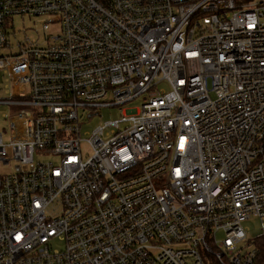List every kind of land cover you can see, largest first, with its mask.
Listing matches in <instances>:
<instances>
[{
    "label": "built area",
    "instance_id": "2783aa9c",
    "mask_svg": "<svg viewBox=\"0 0 264 264\" xmlns=\"http://www.w3.org/2000/svg\"><path fill=\"white\" fill-rule=\"evenodd\" d=\"M0 76V264H264V0H0Z\"/></svg>",
    "mask_w": 264,
    "mask_h": 264
},
{
    "label": "rangeland",
    "instance_id": "374dc122",
    "mask_svg": "<svg viewBox=\"0 0 264 264\" xmlns=\"http://www.w3.org/2000/svg\"><path fill=\"white\" fill-rule=\"evenodd\" d=\"M37 20L38 18L21 19L20 17L14 19V28L16 31H18L16 38L18 40H22L24 38V34L22 32H19L23 28H32L33 30L40 29L41 28L40 24L33 23ZM26 36L30 39H36V34L33 31H28L26 33ZM1 80L2 79L0 76V99L9 98L12 95V93L10 92L9 95H5L3 93L4 87ZM140 103H141V98H138L137 100L118 106L97 107L95 109L87 108V107L79 108L77 113H78L79 122L82 123L81 131L83 133H90L94 128L98 126H102L107 121L118 120L122 117V112H124L127 109H136L140 106ZM30 109L31 107L23 104H15V105L0 104V132L2 134L3 143L5 145L9 144L10 142L9 137L11 133V128L8 118L16 115L20 111H26ZM92 111L97 112V114L89 118L88 114ZM6 149L8 152L10 151L9 148L6 147ZM81 150L83 153H89L90 151L86 143H82ZM8 155L9 157H11L10 153H8ZM55 160H56L55 157L52 155H38V154L34 155L35 162H47V161H55ZM30 169L31 167L29 165L20 164L18 161L12 159L8 165H4L2 162H0V175L23 172V171H28ZM246 226L249 229L248 238L254 239L261 235L262 227L260 221L257 218L251 217L246 222ZM209 261H210V256H208L207 258L204 257L205 264H207Z\"/></svg>",
    "mask_w": 264,
    "mask_h": 264
},
{
    "label": "trees",
    "instance_id": "16d2710c",
    "mask_svg": "<svg viewBox=\"0 0 264 264\" xmlns=\"http://www.w3.org/2000/svg\"><path fill=\"white\" fill-rule=\"evenodd\" d=\"M257 246L259 250V261L261 262L264 258V233L257 238Z\"/></svg>",
    "mask_w": 264,
    "mask_h": 264
}]
</instances>
